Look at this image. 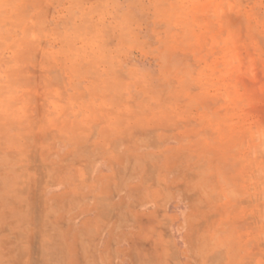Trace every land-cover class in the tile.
<instances>
[{"label": "rangeland", "instance_id": "rangeland-1", "mask_svg": "<svg viewBox=\"0 0 264 264\" xmlns=\"http://www.w3.org/2000/svg\"><path fill=\"white\" fill-rule=\"evenodd\" d=\"M34 203L46 264H264V0H0V224Z\"/></svg>", "mask_w": 264, "mask_h": 264}, {"label": "crops", "instance_id": "crops-1", "mask_svg": "<svg viewBox=\"0 0 264 264\" xmlns=\"http://www.w3.org/2000/svg\"><path fill=\"white\" fill-rule=\"evenodd\" d=\"M52 195L56 200L61 196L60 192H54ZM24 198L28 201L31 200L30 192ZM20 204L22 207L23 203ZM28 206H31V203L28 202ZM38 206L36 203L33 204V213L32 211L29 212V218H27V215V217H24L25 220L23 217L21 219L15 215L11 220L13 221L11 225H9L10 223L0 224V264H46L44 250L46 248L44 235L46 225L39 222ZM21 207L19 210L23 214L26 209ZM24 221H27V223ZM53 248H55L54 245ZM51 256L53 259L50 258ZM49 264H58L55 261V251L49 254Z\"/></svg>", "mask_w": 264, "mask_h": 264}]
</instances>
